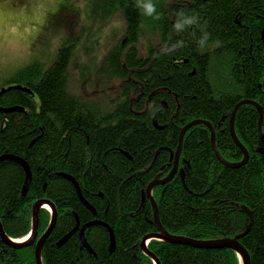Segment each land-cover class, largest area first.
I'll use <instances>...</instances> for the list:
<instances>
[{
	"label": "trees",
	"instance_id": "trees-1",
	"mask_svg": "<svg viewBox=\"0 0 264 264\" xmlns=\"http://www.w3.org/2000/svg\"><path fill=\"white\" fill-rule=\"evenodd\" d=\"M159 19L143 14L135 0H106V14L122 11L127 32L107 56L101 71L122 81L119 101L109 112L92 100L69 94L68 67L73 43L64 42L50 65L34 63L10 84L30 89L34 96L12 90L0 98L3 107L24 112L0 114V156L24 159L32 172L27 194L24 167L13 160L0 163V221L11 239L32 229L33 204L49 200L57 210L55 229L44 243L43 264H154L140 243L157 232L146 187L165 178L174 165L181 130L194 120L209 122L216 146L229 162L242 160L230 134V119L238 103L257 102L264 111V0H153ZM199 17V24L177 32V12ZM242 19H239V15ZM201 26L219 47L199 49ZM146 39V49H139ZM179 42V46H175ZM145 54H142V53ZM37 99V101H36ZM259 112L241 107L235 118L238 139L250 154L246 165L230 169L212 149L204 125L185 135L178 173L154 189L160 222L170 233L194 240L234 238L253 223L241 243L251 264H264V143L258 134ZM264 132V121H263ZM74 179L94 215L80 201ZM51 220L40 212L38 238ZM99 220L114 232L110 249L106 228L93 226L85 237L60 240L76 225ZM149 250L160 264H240L229 249L203 250L153 240ZM35 245L21 249L0 239V264H35Z\"/></svg>",
	"mask_w": 264,
	"mask_h": 264
},
{
	"label": "rangeland",
	"instance_id": "rangeland-1",
	"mask_svg": "<svg viewBox=\"0 0 264 264\" xmlns=\"http://www.w3.org/2000/svg\"><path fill=\"white\" fill-rule=\"evenodd\" d=\"M105 2L0 0V89L34 63L50 65L68 41L74 45L68 67L69 94L98 103L101 111H111L122 82L107 78L101 70L107 56L124 40L127 20L122 11L108 17ZM145 45L146 39H141L140 51Z\"/></svg>",
	"mask_w": 264,
	"mask_h": 264
},
{
	"label": "water",
	"instance_id": "water-1",
	"mask_svg": "<svg viewBox=\"0 0 264 264\" xmlns=\"http://www.w3.org/2000/svg\"><path fill=\"white\" fill-rule=\"evenodd\" d=\"M262 42L264 44V30L262 32ZM261 88L264 89V82L262 85H260ZM12 90H19V91H23L25 93H29L31 94L32 92L27 89V88H23L22 86H14V87H9V88H4L0 91V98L7 92L12 91ZM244 105H251L254 106L260 115V119H259V124H258V133H259V137L261 138L262 142L264 143V133H263V129H262V125H263V120H264V111L263 108L255 101H250V100H245V101H241L240 103H238L232 113L231 119H230V134L231 137L234 141V143L236 144V146L240 149V151L243 154V159L241 162H228L226 161L222 155L220 154L217 146H216V142H215V130L212 127V125L206 121L203 120H194L192 122H190L189 124H187L181 131L180 133V137H179V147L175 156V164L173 169L171 170V172L169 173V175L164 178L163 180H155L153 182H151L148 187L146 188V196L147 198L150 200L152 208H153V214H154V222L155 225L157 227V232L155 233H151L148 234L147 236H145L140 244V248L142 250V252L147 255L149 258H151L155 264H160L159 259L156 257V255L151 252L147 245L149 243V241L151 240H157V241H162L171 245H183V246H189L195 249H203V250H224V249H229L234 251L240 258L241 263L242 264H251V257L249 252L247 251V249L242 245L241 240L243 237L246 236V234L248 233L252 223H253V216H252V212L244 207V210L247 212V214L249 215L250 218V224L247 227V229L245 230V232H243L240 235H237L234 238H222V239H215V240H194L188 237H184V236H177V235H173L170 234L161 224L160 222V218H159V211H158V207L156 204L155 199L152 196V191L155 187L157 186H162L165 184H168L172 181V179L175 177V175H177L178 173V165H179V157L181 154V150H182V145H183V141H184V137L186 135V133L193 127L198 126V125H204L206 126L210 132H211V143H212V149L215 152L218 160L227 168L230 169H237L240 168L244 165H246L249 161V152L248 150L244 147V145L240 142V140L238 139L236 132H235V118H236V114L238 112V110L244 106ZM25 108L22 107H8V108H4L0 106V114H10L12 112H24ZM259 153H261L262 155H264V148H261L258 150ZM8 160H13L16 161L17 163L21 164L25 171H26V181L22 190L23 196H25L27 194V191L29 189L30 183H31V178H32V173H31V169L28 165V163L17 156L11 155V154H5L0 156V163L4 162V161H8ZM181 177L184 178V174L183 171H181ZM74 184L75 187L77 189V193H78V197L81 201V203L87 208L89 209L93 214H96V211L87 203V201L85 200V198L82 195V192L78 186V184L76 183V181L74 179H71ZM48 205L51 207L52 209V219H51V223L48 227V229L46 230V232L42 235V237L39 239V241L36 244V249H35V262L36 264H42V248L44 243L46 242V240L48 239V237L51 235V233L53 232V230L55 229L56 223H57V211L55 209V207L53 206V204L48 201V200H39L37 201L34 206H33V214H32V234H31V238L26 242V243H22V244H16L15 242H13L4 232L3 227L1 225L0 222V238L2 240V242L11 247V248H15V249H21L24 248L28 245H30L36 238L38 235V228H39V213L40 210L43 208V206ZM93 226H102L104 228H106L109 232L110 235V249L111 252L115 251V247H116V240H115V235L113 230L111 229V227L104 223L101 222L99 220H95L92 222H89L87 224H85L79 233V239L80 242L82 244V246L88 250L91 253L93 252V249L91 248V246L88 244L86 238H85V230L93 227ZM80 228L79 225V221H77L75 227L73 228V230L67 234L64 238H62L60 240V244H64L67 242V240L74 234H76L78 232Z\"/></svg>",
	"mask_w": 264,
	"mask_h": 264
},
{
	"label": "clouds",
	"instance_id": "clouds-1",
	"mask_svg": "<svg viewBox=\"0 0 264 264\" xmlns=\"http://www.w3.org/2000/svg\"><path fill=\"white\" fill-rule=\"evenodd\" d=\"M135 5L143 11L146 16H151L153 19H159V13L156 11V6L153 0H135ZM199 24V17L195 14H187L183 10L177 12V19L173 25L175 31L180 32L188 27ZM196 44L199 49L206 47H219L221 41L219 39H210V33L203 26L200 29V35L196 39ZM175 46H179L177 42Z\"/></svg>",
	"mask_w": 264,
	"mask_h": 264
},
{
	"label": "flooded vegetation",
	"instance_id": "flooded-vegetation-1",
	"mask_svg": "<svg viewBox=\"0 0 264 264\" xmlns=\"http://www.w3.org/2000/svg\"><path fill=\"white\" fill-rule=\"evenodd\" d=\"M239 17H240L239 19H242V15H241V14L239 15ZM77 234H78V232H77ZM42 235H43V234H42ZM78 236H79V235H78ZM40 237H41V236H40ZM38 240H39V238L37 237V238H36L31 244H32V245L34 244V245L36 246V243H37ZM31 244H30V245H31ZM35 264H36V262H35Z\"/></svg>",
	"mask_w": 264,
	"mask_h": 264
},
{
	"label": "bare ground",
	"instance_id": "bare-ground-1",
	"mask_svg": "<svg viewBox=\"0 0 264 264\" xmlns=\"http://www.w3.org/2000/svg\"><path fill=\"white\" fill-rule=\"evenodd\" d=\"M45 208H47V209H48L49 207H48V206H46ZM24 240H25V239H24ZM21 241H22V240H21Z\"/></svg>",
	"mask_w": 264,
	"mask_h": 264
}]
</instances>
